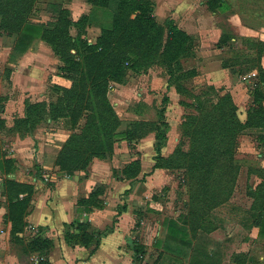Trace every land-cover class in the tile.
<instances>
[{
	"label": "rangeland",
	"instance_id": "rangeland-1",
	"mask_svg": "<svg viewBox=\"0 0 264 264\" xmlns=\"http://www.w3.org/2000/svg\"><path fill=\"white\" fill-rule=\"evenodd\" d=\"M227 1L218 22L222 26L221 41L215 47L218 53L213 55L227 69L229 86L225 78L210 81L202 75V50L195 37L192 53L180 56L179 65L169 66L159 51L141 58L136 70L127 72L124 83L107 82V96L119 126L113 151V155L117 154L115 163L111 159L106 162H110L114 175L128 165L136 170L142 164L145 170L133 182L136 195L129 194L124 199L133 204L134 221L138 222L132 224L130 238L147 244L142 261L133 260V264H260V257H264V114H260V126L249 123L256 119V110L264 108L260 64L264 40L259 37V32L264 34V0ZM49 2L63 1L37 0L27 20L47 21L54 16L58 7L49 6ZM92 6L88 22L95 28L85 32L89 38L101 26L110 28L113 18L107 7ZM138 13H130L129 19L136 20ZM70 30L76 35V27ZM11 37L0 33V90L5 96L17 90L12 89L9 80L11 65L16 64L14 58L18 55L10 52ZM48 50L41 48L58 71L60 62ZM48 64V58L39 61L38 82L39 72ZM171 70L172 80L168 81ZM47 80L35 85V90H45L44 100L54 102L51 90L61 89ZM70 86L71 82L61 87ZM231 86L239 93L242 90V106L235 102ZM63 102L74 104L68 98ZM83 114L76 132L82 131L85 124ZM68 122L67 117L59 118L50 126L69 127ZM155 133L163 136L159 139L164 143L160 153L152 146ZM141 134V138L137 137ZM6 138L9 137L0 138L5 150L8 141L2 140ZM41 172H46L49 181L53 170ZM249 212H255L256 217ZM24 253L19 254L22 264H31L36 254Z\"/></svg>",
	"mask_w": 264,
	"mask_h": 264
},
{
	"label": "crops",
	"instance_id": "crops-1",
	"mask_svg": "<svg viewBox=\"0 0 264 264\" xmlns=\"http://www.w3.org/2000/svg\"><path fill=\"white\" fill-rule=\"evenodd\" d=\"M62 1L60 3L70 11L73 21L92 11V5L86 0ZM227 3V0H220L218 6L211 10L206 0H154L153 12L158 22L170 18L178 28L197 38L199 50H202L200 52L203 62L202 75L210 81L225 78L229 86L231 83L228 80L227 69L223 68L220 60L213 55L218 53L215 47L222 33V26L218 22L222 19H219L220 13L228 6ZM32 21L46 22L45 20ZM91 27H94L93 24H87L84 32ZM99 33L100 29L93 38L85 36V33L83 37L89 43H93ZM70 34L72 35L71 30ZM6 36H12L10 52L13 54L17 52L18 55L14 58L16 64L11 65L12 70L9 76L12 89L16 88V92L8 91L5 96V93L0 90V105H2L0 107V138L6 135L9 137L6 138L7 140H2L8 141L7 150L0 144V264H22L19 254H25L24 251L36 254V257L30 260L31 264H39L41 258H44L43 264H133V260L141 262L147 244L141 238V240L130 238L129 233L134 228L132 224L136 225L138 222L136 219L134 221L136 214L133 204L124 199L129 194L136 195L133 182L144 175L143 165L140 164L139 172L133 178H127L123 170L118 172V175H114L113 169L110 170V162H106L111 159L115 163L117 154L116 156L112 154L106 159L93 158L86 168L75 170L70 177H62L58 166L55 165V160L71 133L68 127L60 125L53 128L50 125L56 120L47 118L38 122L27 133L11 131L14 120L25 117V101L42 102L47 98L45 90H35V85L43 84L44 79L46 81L49 79L51 83L68 87L70 81L60 76L55 67L51 66L52 58L44 55L41 48L49 49L48 53L51 51L55 60L59 62L60 60L51 48H48L50 46H43L46 43L40 38H34L30 45L20 52L16 51L18 34ZM260 36H263L264 40V34L259 32ZM45 58L49 59V64L39 72L38 82V78L36 79L38 63ZM260 64L264 69V52ZM231 87H233L235 102L242 106L239 104L244 97L241 94L242 90L239 93L236 87ZM57 96L55 93V99ZM42 123L49 125L42 127L40 125ZM3 126L6 127L7 134H4ZM153 144L154 141L152 146ZM257 155L259 158L263 156L260 153ZM7 159L12 161V165L6 171L3 162ZM41 170H53L49 181L46 172ZM7 179L28 184L33 188L30 207L24 217L26 225L19 233L21 241L12 237L11 221L7 217L10 197L5 184ZM98 188L99 193L95 200H98L99 206L93 203L86 204L84 200ZM25 194L19 193V198ZM80 222L87 224V231L93 235L87 245L74 244L67 240L69 233H77L76 227ZM104 230H107L106 233H103L97 241L95 233ZM37 236L51 239L52 247L47 253L27 249V241ZM135 244L142 246L140 253L134 251ZM262 263H264V257L261 256L260 264Z\"/></svg>",
	"mask_w": 264,
	"mask_h": 264
},
{
	"label": "trees",
	"instance_id": "trees-1",
	"mask_svg": "<svg viewBox=\"0 0 264 264\" xmlns=\"http://www.w3.org/2000/svg\"><path fill=\"white\" fill-rule=\"evenodd\" d=\"M36 1L0 0V33L18 34L16 51L20 52L24 51L34 38H40L59 58L61 64L58 66V73L60 76L71 82V88L77 85V90L57 85L54 87L61 90L52 91L55 93L61 91L62 93L57 96L54 102L25 101V117L15 119L10 130H17L20 134H24L43 119L56 120L67 117L69 121V127H67L71 133L59 151L55 165L58 166L62 177H70L75 170L86 168L93 158L106 159L113 154L119 125L117 126L118 121L115 119L114 107L107 96V82L112 80L124 83L127 72L136 70L141 58H145L151 53L160 51L165 55L169 66L173 63L177 64L180 56L192 53L195 38L178 28L170 18L165 19L162 23L158 22L153 15L154 2L150 0H86L91 5L107 7L113 13L112 26L110 28L101 26L95 42L89 43L83 34L85 26L89 24L88 20L91 18L92 11L88 15H82L77 21H73L70 11L61 3L49 2V6L58 7V12L54 16H50L46 22H33L27 20V17H29ZM218 1L220 0H206L211 10L218 6ZM133 11H139L136 20L129 19V15ZM71 27L77 28V33L74 36L70 34ZM72 50L74 52H71ZM261 70L264 74V70ZM172 74V70L168 72V81L172 80ZM67 98L74 104H64L63 101ZM82 99L87 102L81 104ZM257 103L259 102L257 101ZM83 112L86 115L85 124L83 128L81 127L82 131L76 132L78 123L84 115ZM256 113V119H250L252 123H249L260 126L259 124L263 123V117L260 114H264V108L259 107ZM131 130L132 128L128 129L125 132L126 135H129ZM143 135L137 137L141 138ZM160 136L163 137L161 133L154 134L153 146L157 153H160L164 144L159 140ZM3 163L6 171L12 165L10 159ZM130 167L131 165H128L126 170H123L127 178L135 177L140 169L139 167L134 170ZM154 167L156 166L154 165ZM5 184L10 196L7 217L11 221V234L12 237L20 240L19 233L26 225L24 217L30 207L33 188L28 184L8 179ZM19 193L26 194L19 198ZM98 193L99 188L92 192L84 202L99 206L100 203L95 200ZM249 215L252 218L256 217L255 212H249ZM76 229L77 233H69L67 240L74 244L87 245L93 238V235L87 231V224L80 222ZM106 231L95 233L97 241ZM26 247L29 251L47 253L52 247V241L49 238L37 236L27 241ZM134 251L140 253L142 246L135 244ZM40 260L39 264H43L44 260Z\"/></svg>",
	"mask_w": 264,
	"mask_h": 264
},
{
	"label": "built area",
	"instance_id": "built-area-1",
	"mask_svg": "<svg viewBox=\"0 0 264 264\" xmlns=\"http://www.w3.org/2000/svg\"><path fill=\"white\" fill-rule=\"evenodd\" d=\"M249 76V75H248Z\"/></svg>",
	"mask_w": 264,
	"mask_h": 264
}]
</instances>
